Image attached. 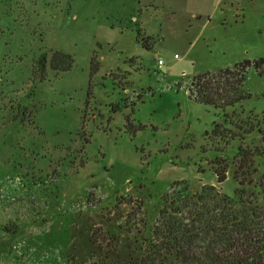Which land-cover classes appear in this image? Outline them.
I'll use <instances>...</instances> for the list:
<instances>
[{"label":"rangeland","instance_id":"374dc122","mask_svg":"<svg viewBox=\"0 0 264 264\" xmlns=\"http://www.w3.org/2000/svg\"><path fill=\"white\" fill-rule=\"evenodd\" d=\"M262 57L264 0H0V264L85 258L101 225L143 231L166 198L218 185L216 160L264 148V76L249 67L226 108L191 82Z\"/></svg>","mask_w":264,"mask_h":264},{"label":"trees","instance_id":"16d2710c","mask_svg":"<svg viewBox=\"0 0 264 264\" xmlns=\"http://www.w3.org/2000/svg\"><path fill=\"white\" fill-rule=\"evenodd\" d=\"M74 63L72 54L59 50L49 61L57 72L70 70ZM47 65L44 54L35 72L44 74ZM99 66L94 57L93 71ZM251 66L264 76V57L248 60L232 69L196 75L189 95L205 105L233 107L247 97L243 88ZM259 132L264 137L262 128ZM235 157H240L237 165L235 158L232 163L216 160L218 185L205 184L196 193L166 198L155 223H146L143 231H136L129 221L117 229L101 225L83 241L88 245L85 258L70 250L63 253L66 264H264V174L258 163L264 160V148L248 151L240 145ZM229 172L236 184L233 196L221 187Z\"/></svg>","mask_w":264,"mask_h":264},{"label":"built area","instance_id":"2783aa9c","mask_svg":"<svg viewBox=\"0 0 264 264\" xmlns=\"http://www.w3.org/2000/svg\"><path fill=\"white\" fill-rule=\"evenodd\" d=\"M163 64V61L162 60H159V65L161 66Z\"/></svg>","mask_w":264,"mask_h":264}]
</instances>
